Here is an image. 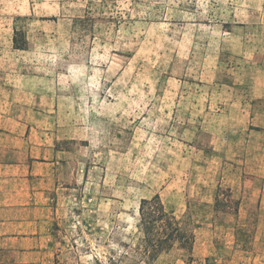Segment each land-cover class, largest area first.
I'll return each mask as SVG.
<instances>
[{"label": "rangeland", "instance_id": "obj_1", "mask_svg": "<svg viewBox=\"0 0 264 264\" xmlns=\"http://www.w3.org/2000/svg\"><path fill=\"white\" fill-rule=\"evenodd\" d=\"M0 125L65 162L47 264H264V0H0Z\"/></svg>", "mask_w": 264, "mask_h": 264}, {"label": "crops", "instance_id": "obj_2", "mask_svg": "<svg viewBox=\"0 0 264 264\" xmlns=\"http://www.w3.org/2000/svg\"><path fill=\"white\" fill-rule=\"evenodd\" d=\"M25 133L0 125V264L50 262L55 175L65 162Z\"/></svg>", "mask_w": 264, "mask_h": 264}, {"label": "trees", "instance_id": "obj_3", "mask_svg": "<svg viewBox=\"0 0 264 264\" xmlns=\"http://www.w3.org/2000/svg\"><path fill=\"white\" fill-rule=\"evenodd\" d=\"M14 43H18L16 37ZM19 44H17L18 46ZM218 202V198H217ZM138 250L145 262H154L163 253L179 248L192 259L195 235L187 220L167 209L159 196L140 201Z\"/></svg>", "mask_w": 264, "mask_h": 264}]
</instances>
